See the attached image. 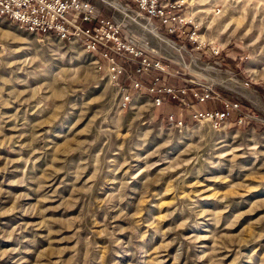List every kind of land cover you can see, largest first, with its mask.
I'll list each match as a JSON object with an SVG mask.
<instances>
[{
	"label": "rangeland",
	"instance_id": "rangeland-1",
	"mask_svg": "<svg viewBox=\"0 0 264 264\" xmlns=\"http://www.w3.org/2000/svg\"><path fill=\"white\" fill-rule=\"evenodd\" d=\"M183 1L170 34L91 0L192 109L237 103L217 126L0 18V264H264V0ZM203 89L218 100L197 103Z\"/></svg>",
	"mask_w": 264,
	"mask_h": 264
},
{
	"label": "built area",
	"instance_id": "built-area-1",
	"mask_svg": "<svg viewBox=\"0 0 264 264\" xmlns=\"http://www.w3.org/2000/svg\"><path fill=\"white\" fill-rule=\"evenodd\" d=\"M133 6L148 20L159 21L173 34L180 30L183 0H123ZM0 18L8 20L19 29L35 36H49L61 42L77 43L83 49L102 58L107 63L113 79L123 76L122 84L138 94L151 98L154 107L162 106L166 100L174 101L178 107L190 111L191 121L210 122L215 126L227 121L234 112H239L237 103L224 102L220 110L195 111L187 100L185 85L168 84L171 74L168 66L159 60L150 59L130 43L120 38V29L110 20L100 19L91 0H0ZM149 77L150 81H143ZM212 91L203 89L193 92L194 100L204 104L218 100ZM131 100L129 89H124L122 103ZM171 125L183 126V120L174 115L167 116ZM242 119L238 120L241 123Z\"/></svg>",
	"mask_w": 264,
	"mask_h": 264
},
{
	"label": "trees",
	"instance_id": "trees-1",
	"mask_svg": "<svg viewBox=\"0 0 264 264\" xmlns=\"http://www.w3.org/2000/svg\"><path fill=\"white\" fill-rule=\"evenodd\" d=\"M238 60V59H237ZM236 60V61H237ZM235 61V62H236ZM229 64H230V66H234L235 65V62H233V61H231V60H228L227 61ZM228 98V97H227ZM169 101V104L171 105V106H174V105H176V103L174 102V101H171V100H168Z\"/></svg>",
	"mask_w": 264,
	"mask_h": 264
},
{
	"label": "bare ground",
	"instance_id": "bare-ground-1",
	"mask_svg": "<svg viewBox=\"0 0 264 264\" xmlns=\"http://www.w3.org/2000/svg\"><path fill=\"white\" fill-rule=\"evenodd\" d=\"M151 31L153 32V34H155L156 35V32H155V30H153V28L151 27Z\"/></svg>",
	"mask_w": 264,
	"mask_h": 264
}]
</instances>
